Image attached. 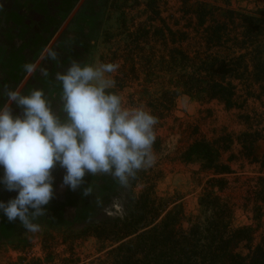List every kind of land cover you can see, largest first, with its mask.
<instances>
[{"label": "rangeland", "instance_id": "obj_1", "mask_svg": "<svg viewBox=\"0 0 264 264\" xmlns=\"http://www.w3.org/2000/svg\"><path fill=\"white\" fill-rule=\"evenodd\" d=\"M190 1L208 2L212 8L258 11L264 14V0ZM183 3H186L185 0H162L160 3L162 17L173 29L177 27L181 16L179 10ZM85 6L87 7L81 14L68 16L57 10L61 6H57L56 1L51 3L47 0H0V12L5 16L1 21L5 24L0 26L1 57L14 58L15 50H18V68L22 71L21 66L27 64L25 59L36 57L38 49L44 46L46 40L54 41L47 46L48 59L43 64L37 61L33 71L35 73L25 76L20 83L5 76L0 61V75L15 84L13 90L25 95L36 89L42 90L55 112L61 104L59 102H62V87L56 76L65 72L73 61L83 65L85 59L94 56L95 64H91L93 66L102 63L117 64V71L107 74L112 80L115 76L123 79L121 74L125 75L131 71V65L125 58L114 55L118 50L123 56V45L128 42L126 35L129 31H134L138 26L143 27L142 25L150 28L157 25L146 11L145 0H92ZM25 18L30 20V26L25 27ZM26 28L36 33H27ZM12 29L17 30L14 37L16 40L7 35V30ZM26 34H29L28 37ZM26 38L31 40L30 43L19 44L20 40ZM141 44L139 48L142 51L136 60L141 64L137 67L138 70H141L142 66L143 72H137L138 80L128 79L118 95L122 97L125 106L143 107L158 118L161 114V90L173 86L174 83L171 77L159 72L158 68L144 71L148 58L151 57L152 61L158 63L163 50L158 43L148 46L147 43ZM50 51L55 52V58L49 56ZM124 62L126 67L123 66ZM7 89L9 88L0 86V106L6 101V93L9 91ZM261 103L263 105L250 101L248 111L254 109L259 114L263 113L264 98ZM12 112L14 116L22 115V109L18 107ZM55 113L62 118L61 113ZM171 113V116L169 114L168 118L158 121L155 126L157 139L153 145L156 157L154 165L139 171L127 187L121 186L116 179L106 174H103L94 186L92 182L86 181L75 191L57 181L58 183H54V197L46 206L47 213L33 221L40 225V231L37 233L26 231L18 220L8 222L6 217L0 216V264H47L45 258L48 254H52L51 258L54 260L51 264H62L64 261L69 264H110L106 253L112 244L97 240L91 231L102 232L99 229L101 224L112 223L114 218L125 214L147 184L154 187L158 197L181 204L187 216L196 215L198 198L208 178L198 174L197 163L185 165L179 157L197 139L216 141L225 135L232 136L233 144L230 151L224 155V161L231 155L234 156L231 166L238 176L244 177H241L238 183L231 177V186L225 196H231L236 205L233 226L255 227L251 213L253 206L250 205L246 213L241 209L247 190L242 184H245L246 179L256 177L260 167L249 165L246 160L241 159L237 137L247 128L237 119L240 111H226L217 102L199 103L188 96L180 95ZM263 129L262 121L257 130ZM258 152L264 154V141L259 143ZM84 192L87 195H84ZM15 196V192H8L0 186V200L7 202ZM76 209L79 210L77 215ZM91 225L93 229L86 232L85 228ZM103 230L109 232L111 229ZM260 236H264V218L256 242Z\"/></svg>", "mask_w": 264, "mask_h": 264}, {"label": "trees", "instance_id": "obj_2", "mask_svg": "<svg viewBox=\"0 0 264 264\" xmlns=\"http://www.w3.org/2000/svg\"><path fill=\"white\" fill-rule=\"evenodd\" d=\"M161 2L145 0L146 11L156 26L142 25L124 34L128 42L123 45V56L118 50L114 56L125 58L131 71L121 74L123 79L115 76L110 91L118 94L128 79L138 80L137 72H143L142 66L138 70L141 64L136 60L142 51L141 43H158L163 50L160 59L156 63L148 58L144 71L158 68L174 83L161 90L158 121L171 116L180 95L199 103L217 102L226 111H240L237 119L247 128L237 137L241 159L260 167L256 177L242 184L247 190L241 209L246 213L253 206L256 226H233L236 205L225 193L230 189L231 177L238 183L244 175L238 176L233 170L234 156L224 161L233 144L232 136L225 135L216 141L197 139L179 157L185 165L197 163L198 174L208 178L198 198L196 215L187 216L181 204L158 197L154 187L147 184L125 214L112 223L101 224L102 232L91 233L97 240L112 244L106 253L110 264H264V236L256 242L264 218V154L258 152L264 129L257 130L264 122V111H248L250 101L263 105L264 14L212 8L208 2L185 0L173 29L162 17ZM4 17L0 12V23ZM24 22L25 27L30 24L28 18ZM27 28V33H36ZM7 32L10 39L17 35L16 29ZM33 61L34 58L30 63ZM0 86L13 90L15 84L0 75ZM11 108L16 111L17 106L12 104ZM78 212L76 209L75 215ZM105 228L111 230L104 232ZM90 229L92 225L85 231ZM51 256H46L47 264L54 261Z\"/></svg>", "mask_w": 264, "mask_h": 264}, {"label": "clouds", "instance_id": "obj_3", "mask_svg": "<svg viewBox=\"0 0 264 264\" xmlns=\"http://www.w3.org/2000/svg\"><path fill=\"white\" fill-rule=\"evenodd\" d=\"M118 67L73 61L58 73L63 118L42 90L27 95L7 91L0 106V186L16 196L0 200V216L39 232L40 225L33 221L47 213L54 197L56 167L64 169L62 186L75 191L86 175L97 174L111 175L127 187L139 171L154 165L158 119L143 107L125 106L122 97L110 91L114 80L107 74ZM25 70L32 73L34 67L27 64ZM12 104L22 115H13Z\"/></svg>", "mask_w": 264, "mask_h": 264}, {"label": "crops", "instance_id": "obj_4", "mask_svg": "<svg viewBox=\"0 0 264 264\" xmlns=\"http://www.w3.org/2000/svg\"><path fill=\"white\" fill-rule=\"evenodd\" d=\"M47 1L48 2L50 1L51 3L56 1L57 6H61L60 9H57V10H59L61 12H64L65 14H68V16L71 15V14H77V13L81 14L82 12L85 11V9L87 7V6H85V4H89V3L92 2V0H47ZM31 8L33 10V7H31ZM4 24L5 23L1 22L0 26H4ZM52 40L53 39L46 40L44 42V46L41 47L40 49H38L39 52L36 53V57H34L33 63H30L33 58H27V59H25V62H27V64L33 65L34 68L36 66L35 64H36L37 61L40 64H43L48 59L47 52L49 51V49H47V46L54 42ZM30 41L31 40H29V38L22 39V40H20L19 44L26 45L27 43H30ZM0 50H1V48H0ZM15 53H16V55H15L16 57H14V58H13V56L12 57L9 56V57H6V58L5 57H1V54H0V61L2 62L1 66H3L2 70L6 74L5 76H8L11 80L16 81V83H20V81L25 76L27 77L31 73L26 72L24 65L21 66L22 71L19 70L18 67H16V64H18L17 61L19 59L18 56L20 55V53H19L18 50H15ZM93 62H94V56H91V57L89 56L88 60L85 59L83 64H88V65L93 64L94 65L95 63H93ZM35 70H37V69H35ZM33 73H35V72H33ZM28 94H30V93H28ZM59 103H61V104L58 105V108H57V110L55 112L61 113L62 114V118H63L64 114H63V111H62V102H59ZM63 172H64V169H62L60 167H56V168H54L52 170V174H53V176L55 178L54 183H58L57 181L62 182V178H63V175H64ZM102 176H103V174H97V175H94V176L86 175L85 178H84V181L85 182L86 181H90V182H92V184L94 186L96 184V181H98ZM61 185H62V183H61Z\"/></svg>", "mask_w": 264, "mask_h": 264}]
</instances>
